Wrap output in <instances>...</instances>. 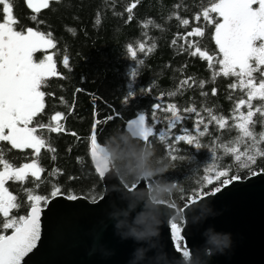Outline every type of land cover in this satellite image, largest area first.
<instances>
[{"label": "trees", "instance_id": "obj_1", "mask_svg": "<svg viewBox=\"0 0 264 264\" xmlns=\"http://www.w3.org/2000/svg\"><path fill=\"white\" fill-rule=\"evenodd\" d=\"M12 3L17 25L51 33L56 48L48 52L53 55L58 75L47 77L42 85L43 114L59 112L64 117L60 121L62 131L43 135L52 150L48 147L41 150L38 158L44 170L41 179L36 181L29 176L16 184L19 216L30 211L28 189L50 199L54 186L63 195L74 194L90 200L102 196L104 184L90 154L94 128L98 146L111 156L124 183L133 187L145 176L152 199L178 209L171 223L180 227L184 225L182 210L191 203L189 198L223 187L224 177L216 180V171L229 170L230 175L238 174L241 179L251 176L225 151L238 143L241 150L245 146L232 117L238 100L247 99L246 90L230 87L238 83L236 77L220 74L213 78L220 66L210 68L208 61L190 55L194 49H187L191 42L210 55L218 51L214 27L202 17L199 22L195 20L210 0H49V7L39 13L33 12L26 0ZM184 19L189 21L187 26L181 23ZM195 27H202L205 35L188 37L185 41L183 37ZM129 46L137 53L135 58L128 51ZM65 56L69 58L67 68L63 64ZM253 75L258 83L260 73ZM185 80L187 84L183 83ZM157 103L163 109L176 106L177 114L185 119L172 130L173 137L185 134L181 128H187L186 134L195 138L198 148L185 141L175 143L167 136L162 140L154 135L150 143L133 138L127 124L141 114L151 124L152 106ZM252 104L254 112L261 109L255 112V123L250 125L259 141L264 134V101L257 97ZM189 108H195L196 112L186 111ZM209 110L212 115L226 118L228 125L220 129L211 120ZM242 111L246 114L247 107ZM155 115L161 120L155 126L158 133L167 128L172 113L157 110ZM199 118L207 125L206 131L204 124L199 131L194 127ZM246 143L251 145L252 141ZM169 145L174 148L171 155L176 160L171 158ZM258 147L264 150V143ZM11 152L20 166L35 158L31 149H11ZM252 168L264 172V157L258 156ZM205 177H212V183Z\"/></svg>", "mask_w": 264, "mask_h": 264}, {"label": "snow or ice", "instance_id": "obj_2", "mask_svg": "<svg viewBox=\"0 0 264 264\" xmlns=\"http://www.w3.org/2000/svg\"><path fill=\"white\" fill-rule=\"evenodd\" d=\"M26 3L35 13L49 7V0H26ZM128 11L130 13L132 9L129 8ZM0 14L3 17V22H0V141H7L11 149H31L35 157L31 162L16 167L0 155V166H2L0 167V216L4 218L0 227L5 231L12 230L11 235L0 234V264H22L24 258L37 247L41 239L42 205L46 206L50 203V198L33 194L31 189L26 190L30 211L27 215L17 218L12 216L11 212L19 208L20 204L6 184L9 181L23 182L29 176L36 181L41 179V173L44 171L38 163L41 150L45 147L52 150L43 138L42 131L44 129L53 133L62 131L60 121L64 117L57 112L51 117V121L55 122L54 125L37 123L31 126L34 118L45 108V92L41 91L45 79L58 75L53 55H46L39 62L33 59L34 53L38 51L56 48L51 33L45 34L33 28H27L26 31L16 30L15 25L18 22L13 14L12 0H0ZM212 14H215V17ZM201 17L206 24L214 27L213 39L218 51L216 55H210L207 50H201L199 44L191 42H188L187 49H194L190 51V55H198L201 59L208 61L210 68L220 66V71L214 72L213 78L220 74L225 77H236L238 83L230 87L233 89L239 87L241 91L246 90L247 99L238 100L232 117L235 121L233 126L240 132L245 146L241 150V144L238 143L235 147L226 148L225 151L231 153L235 160L240 162V168L247 169L249 175H258L260 173L254 170L252 165L256 163L258 156L264 157V150L258 147L259 143H264V134L257 141L250 125L255 123L253 120L255 112H261L260 108H256L254 112L252 101L257 97L264 101V79H260L257 83L253 75L258 72L261 77H264V0H210L209 6L204 7L202 12L195 16V20L199 22ZM32 19L35 20L36 17L33 16ZM181 23L187 26L189 21L184 19ZM204 35L205 31L202 27H195L183 39L187 41L188 37H203ZM144 50V45L141 44L140 51ZM128 51L133 58L136 57L137 53L131 46ZM63 64L66 68L69 66L67 56L64 57ZM135 75L133 73V76ZM183 83L187 84L188 81L185 80ZM215 91L213 89V95ZM245 107H247L246 114L242 111ZM157 110L172 113V119L167 121V128L158 133L155 131V126L160 125L161 120L155 115ZM186 111L196 112V109L189 108ZM209 115L212 121L218 123L220 129L228 125L226 118L212 115L210 110ZM197 116L199 117V113ZM112 118L108 117V119ZM184 119L185 117L177 114L175 105H169L168 109H163L162 105L157 103L152 106L151 124L146 121V116L141 114L137 120L127 124V129L133 138L145 143H150V137L159 135L162 140L167 136L173 138L175 143L185 141L198 148L199 144L195 142V138L186 134L188 133L187 128H181V132L185 134H175L173 137L172 130L182 124ZM202 124H204L203 118L197 119L194 124L197 131ZM38 129L41 130V134H38ZM204 129L207 130L206 124H204ZM203 134L204 132H200V135ZM247 140H251L252 144L248 145ZM97 148V135L94 128L91 135V156L97 162L96 172L103 177L104 171L101 168L103 157ZM173 151V146L169 145L170 155ZM171 158L177 159L175 155H171ZM221 177H224L221 181L223 186L242 178L238 174L230 175L229 170L216 171L214 178L220 180ZM205 179L209 184L212 183V177H205ZM220 191L221 187H216L210 193H198L197 198H189V200L195 202L206 195H215ZM62 194L61 189L54 186L50 197L56 198ZM66 198L78 199L74 194H67ZM170 231L176 250L180 251L182 247L186 249L185 238L182 235L183 228L172 224ZM184 255L187 256L188 252L184 251Z\"/></svg>", "mask_w": 264, "mask_h": 264}, {"label": "water", "instance_id": "obj_3", "mask_svg": "<svg viewBox=\"0 0 264 264\" xmlns=\"http://www.w3.org/2000/svg\"><path fill=\"white\" fill-rule=\"evenodd\" d=\"M100 150L102 196L51 198L42 206L41 239L22 264H264V172L182 210L187 258L170 231L178 209L153 200L145 176L128 187Z\"/></svg>", "mask_w": 264, "mask_h": 264}, {"label": "flooded vegetation", "instance_id": "obj_4", "mask_svg": "<svg viewBox=\"0 0 264 264\" xmlns=\"http://www.w3.org/2000/svg\"><path fill=\"white\" fill-rule=\"evenodd\" d=\"M0 22H3L2 14H0ZM15 28L18 31H26L27 30L25 27L17 25V24L15 25ZM48 50L49 49L41 50V51L34 53V56H33L34 61L39 62L40 60L44 59L46 55L51 54L48 52ZM260 79H264V77L260 76ZM41 91H42V87H41ZM55 114L56 113L51 112V113L44 115L43 112H41L40 114L37 115V117L34 118L33 125H31V126H35L37 123H43L45 125L52 123L54 125L55 122L51 121V117ZM50 133H53V132H49L47 129H44L42 131V135L50 134ZM38 134H41V130H39V129H38ZM0 150H2V152H0V155H3L4 158L6 160H8L9 163L13 164V166H16V167L20 166L17 158L15 156H12L11 146L7 141H0ZM0 167H2V166H0ZM18 183H21V182L20 181H9L6 184V187H8L9 191L12 192L13 195H16V193H15L16 192V184H18ZM18 213L20 215V212L17 209H13L11 212V215L18 218L19 217ZM3 219L4 218L2 216H0V224H2ZM11 232L12 231L10 229L5 231L2 229V227H0V234L9 235Z\"/></svg>", "mask_w": 264, "mask_h": 264}, {"label": "clouds", "instance_id": "obj_5", "mask_svg": "<svg viewBox=\"0 0 264 264\" xmlns=\"http://www.w3.org/2000/svg\"><path fill=\"white\" fill-rule=\"evenodd\" d=\"M225 235H227V234H225ZM229 243H230V241H229ZM229 243H224V247H228ZM207 252H208V254H211V249H208Z\"/></svg>", "mask_w": 264, "mask_h": 264}, {"label": "rangeland", "instance_id": "obj_6", "mask_svg": "<svg viewBox=\"0 0 264 264\" xmlns=\"http://www.w3.org/2000/svg\"><path fill=\"white\" fill-rule=\"evenodd\" d=\"M171 225H172V223H171ZM180 227V226H179ZM182 228V227H181ZM183 254H184V251H187L186 249H184V248H181V250H180ZM187 258H188V255L186 256Z\"/></svg>", "mask_w": 264, "mask_h": 264}]
</instances>
